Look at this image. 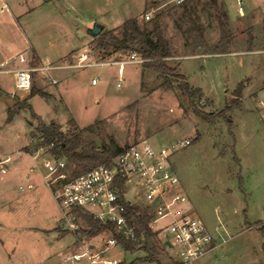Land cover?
Listing matches in <instances>:
<instances>
[{
	"label": "rangeland",
	"instance_id": "obj_1",
	"mask_svg": "<svg viewBox=\"0 0 264 264\" xmlns=\"http://www.w3.org/2000/svg\"><path fill=\"white\" fill-rule=\"evenodd\" d=\"M169 1L147 0L141 6V0H0V60L25 50L32 67L42 66L45 58V63L57 61L56 66H76L81 56L86 58L84 65L111 63L115 56L98 53L86 34L85 27L101 20L85 24L84 19L101 11L120 23L137 16L141 26L149 14V21L158 18L168 43L171 58L167 62L176 66L191 89L199 90L195 106L202 112L224 111L222 117L211 122L196 117L175 79L145 68L138 75L140 65H127L119 89L117 66L53 71L50 76L56 85L35 73L31 89L40 90L44 97L33 96L27 103L42 121L31 119L29 110L23 109L7 126V109L18 108L30 91H16L11 74L1 73L0 149L12 160L29 157L40 168L43 156L33 157L45 146L36 134L39 122L48 124L50 119L65 125H59L63 134L72 130V118L83 129L89 128L81 135L84 148L108 146L109 139L123 149L143 140L154 149L189 140V146L169 157L178 180L176 192L217 242L224 241L208 260L195 264H264V224H257L264 217V122L256 110V99L264 101V0H239L242 15L236 0H194L181 7ZM66 25L73 27L72 36L61 31ZM193 27L201 30L210 47L219 41L221 29L226 30L227 53L191 52L186 33ZM113 32L120 37L121 26ZM80 39H85L84 45ZM68 45L70 53L62 56ZM93 79L97 86L91 85ZM241 85V100L226 110ZM68 165L71 173L81 174L98 163L82 160L78 168L73 162ZM38 173L35 169L33 177L39 178ZM60 217L42 182L24 192L12 182L0 187V250L7 259L0 258V264H102L103 260L155 264L138 261L146 257L141 249L129 254L118 245L109 246L112 237L107 232L88 236L90 229L82 218L76 232L61 229L60 220L57 230L52 229ZM156 239L175 261L162 231ZM99 253L102 257L94 259ZM74 255L83 257L74 261ZM160 260L167 262L165 257Z\"/></svg>",
	"mask_w": 264,
	"mask_h": 264
},
{
	"label": "built area",
	"instance_id": "obj_2",
	"mask_svg": "<svg viewBox=\"0 0 264 264\" xmlns=\"http://www.w3.org/2000/svg\"><path fill=\"white\" fill-rule=\"evenodd\" d=\"M192 1L194 0H170L169 3L174 7H181ZM236 3L238 12H241L240 1L236 0ZM144 20H150L149 14L144 15ZM28 53L26 51L15 56L10 62L13 64L11 68L0 69V74H11L14 89L22 93L31 90L35 73H39L51 85H56L57 82L50 76L55 70L104 66H117L116 88L119 89L123 83L124 66L145 62L132 54L124 61L84 65L81 63L86 58L81 56L76 66L32 67L29 65ZM91 84L95 85L96 81L93 79ZM256 110L260 120L264 122L263 100L256 99ZM189 145V140H180L170 147L154 149L146 142H141L139 145L124 148L109 162L98 164L81 174L71 173L63 157L50 153L53 144L44 145L45 148L39 147L37 156L33 157L34 160L39 155L43 156L40 157L41 167L33 165L29 173L38 170L50 191L61 213V229L78 231L80 215H88L104 225H113L117 233L126 240L136 242L138 240L135 228L129 224L126 212L127 207L137 205L149 215V228L153 232L162 231L175 262L195 264L224 241L217 242L215 235L207 230L202 221L184 207L185 199L176 192L178 180L169 163V157L171 153ZM0 172L4 173V170L0 169ZM164 220L165 223L160 225L159 222ZM262 223L264 224V220ZM107 244L111 247L117 245L113 238ZM83 255H74L71 259L78 261ZM101 257L99 253L94 259ZM102 264L110 263L103 260Z\"/></svg>",
	"mask_w": 264,
	"mask_h": 264
},
{
	"label": "trees",
	"instance_id": "obj_3",
	"mask_svg": "<svg viewBox=\"0 0 264 264\" xmlns=\"http://www.w3.org/2000/svg\"><path fill=\"white\" fill-rule=\"evenodd\" d=\"M186 35L187 46L191 52L202 49L209 52V54L227 53L230 40L228 32L224 29H221L219 41L212 47L207 46L204 42L199 28H190ZM92 41L98 53L104 54L108 52L109 56H115L111 63L119 61V56L128 57L134 54L139 59L145 61L142 64L143 68L153 70L162 78L170 77L175 79V81L178 82V90L188 99L192 106L193 114L196 117L206 122H211L216 118L222 117L224 111L214 113L202 112L193 103L194 99L200 97V92L197 89H191L186 83L185 77L178 71L176 66L167 62V59L171 58L169 46L162 35L157 17L149 22H144L141 26H139L135 18L128 19L121 25L120 37L116 36L112 30H103L102 33L92 39ZM241 92L242 85L238 86L235 90L230 105H227L225 108L226 110L237 105L241 100ZM36 95L44 97V94L40 90L32 88L28 96L17 104L18 108H8L6 111V123H10L14 116L23 109L29 110L31 119L38 120V117L31 111L27 103L30 98ZM70 127L72 130L63 134L60 126L55 122H49L48 124L39 122L38 133L36 134L37 140L38 142L42 140L41 145L53 144L54 147L51 149L50 153L63 157L68 163L73 162L77 168L79 166L78 163L82 160H88L91 163L96 162L98 164L107 163L123 150V148L118 147L112 139H109L108 146H103L99 149H97L94 144H90L89 148H84L82 146L81 135L83 132L89 130V128L80 130L72 121H70ZM126 215L129 219V224L135 228L136 239L138 240L136 242L126 240L122 235L117 233L113 225H104L88 215H80V217L90 229L88 236H95L101 232H107L123 251L129 254H134L138 249L144 251L146 257L138 261L161 264V257H165L167 260L166 264H178L166 256L160 241L156 239L158 232H153L149 228L150 217L142 208L137 205L129 206L127 207ZM64 233L66 234V232ZM140 237L142 240H140Z\"/></svg>",
	"mask_w": 264,
	"mask_h": 264
},
{
	"label": "crops",
	"instance_id": "obj_4",
	"mask_svg": "<svg viewBox=\"0 0 264 264\" xmlns=\"http://www.w3.org/2000/svg\"><path fill=\"white\" fill-rule=\"evenodd\" d=\"M145 1H147V0H141V2H140L141 3V6H143L145 4ZM255 2H256V0H255ZM49 3L50 2L46 3L45 5H47ZM240 6H241V4H240ZM256 12H258V9L256 10ZM238 13L240 15H242V10H241V12H238ZM106 15H107V13L98 11V12H96L93 15V17H91V19H89V18L87 20L84 19L85 20L84 22H85V24H87V22H90L89 20H91V22H95L97 20H101L100 22H102V23H100V24L104 27V30H112V31L115 28H118V27H120L123 24V22L120 23V21H118V19H113V18L108 17V16L106 17ZM136 17L137 16H132L131 18H136ZM74 27H78V24L77 23H74ZM85 28L87 30L90 27H88V28L85 27ZM61 31L64 32V33H66V34H68V35H70V36H72L74 34L73 27H70V26H67V25L65 27H62L61 28ZM80 41H81V43H83L82 45H84L85 39H80ZM69 49H70L69 45L68 46H65V48L62 51L63 54L61 53L62 56H64L65 54L70 53L71 50H69ZM23 52H26V51L25 50H23V51L21 50V51L18 52L17 55H19V54H21ZM17 55H15V56H17ZM15 56H13L11 58H8V59H5V60L4 59L0 60V69L2 67H4V66L11 65L10 62L12 61V59ZM62 56H59V58H61ZM45 60H48V58H45L44 60L41 61L42 66H44V65L56 66L55 64L57 63V61H55V64H51V63H48V62L45 63ZM138 65H140L141 68L137 69V72L136 73L138 75H140V73H141L140 71L143 70L144 68L142 67V64H136L135 66H138ZM125 66H127V65H125ZM125 66H124V68H125ZM62 70H64V69H62ZM55 71H58V70H55ZM95 86H97V83L95 84ZM39 119L42 121L41 118H39ZM72 120H73V122L75 123V125H76V127L78 129L83 130V128H85V127L79 126L77 124V122L73 118H72ZM11 122L10 123H6L5 125L10 126ZM49 122H55V121L53 119H50ZM43 123L46 124V122H43ZM59 125H62V124L59 123ZM61 127H65V125H62ZM143 142H145V141L143 140ZM33 165H37L39 167L38 162H32L31 158H29V157L28 158H25V159H22V158H17V159H14V160L9 159L8 157H6V155L3 154V152L0 149V169H3L4 170V173L3 172H0V187L6 186L7 184H9V183L12 182L13 184H17L18 191L24 192L26 190H32V188L35 187L36 183H39V182H42L43 185L45 186V184L43 182V179L41 178V176H40L39 173H38L39 178H37V177L34 178L33 177V173L34 172L33 173H29V170H30V168ZM48 192H49V194L51 196V193H50L49 190H48ZM51 198H52V196H51ZM186 207L188 209H190L189 206H186ZM59 220H60V218L58 219V222L55 224V226L52 227V229H56L57 230L58 225H59ZM263 220H264V217L263 218H260L257 223H261ZM32 229H35L36 230L37 228H32ZM37 230H41V229L38 228ZM5 257H6L5 256V253L1 249L0 250V258H3L5 260L6 259ZM209 257H210V254H208L206 257H204L203 259H201L199 262L204 261L206 259L208 260Z\"/></svg>",
	"mask_w": 264,
	"mask_h": 264
},
{
	"label": "water",
	"instance_id": "obj_5",
	"mask_svg": "<svg viewBox=\"0 0 264 264\" xmlns=\"http://www.w3.org/2000/svg\"><path fill=\"white\" fill-rule=\"evenodd\" d=\"M103 30L104 27L101 24L94 23L91 28L86 30V34L92 39H94L99 36Z\"/></svg>",
	"mask_w": 264,
	"mask_h": 264
}]
</instances>
